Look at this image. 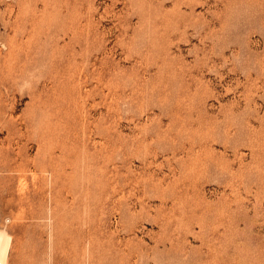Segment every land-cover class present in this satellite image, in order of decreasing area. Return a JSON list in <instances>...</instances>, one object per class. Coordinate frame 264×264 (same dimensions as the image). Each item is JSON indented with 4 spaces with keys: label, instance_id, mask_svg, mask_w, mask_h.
Masks as SVG:
<instances>
[{
    "label": "rangeland",
    "instance_id": "374dc122",
    "mask_svg": "<svg viewBox=\"0 0 264 264\" xmlns=\"http://www.w3.org/2000/svg\"><path fill=\"white\" fill-rule=\"evenodd\" d=\"M7 264H264V0H0Z\"/></svg>",
    "mask_w": 264,
    "mask_h": 264
},
{
    "label": "bare ground",
    "instance_id": "6f19581e",
    "mask_svg": "<svg viewBox=\"0 0 264 264\" xmlns=\"http://www.w3.org/2000/svg\"><path fill=\"white\" fill-rule=\"evenodd\" d=\"M10 240V235L2 229L0 231V264H7Z\"/></svg>",
    "mask_w": 264,
    "mask_h": 264
}]
</instances>
